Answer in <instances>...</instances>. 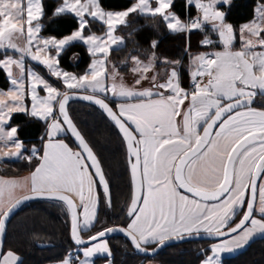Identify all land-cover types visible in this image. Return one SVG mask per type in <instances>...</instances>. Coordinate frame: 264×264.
Masks as SVG:
<instances>
[{
  "label": "snow or ice",
  "instance_id": "obj_1",
  "mask_svg": "<svg viewBox=\"0 0 264 264\" xmlns=\"http://www.w3.org/2000/svg\"><path fill=\"white\" fill-rule=\"evenodd\" d=\"M173 2L129 0L117 10L102 0H59L53 17L71 16L76 27L45 36L44 0H0V71L9 82L0 89V159L34 162L28 175L0 176V264L20 261L15 250H5L3 234L11 214L34 198L65 206L70 218L76 247L56 264H93L95 254L114 264L106 239L111 233L125 234L139 253L154 256L173 238L203 232L214 242L200 264H223L222 254L264 235V107H253L254 98L264 96V0L238 27L219 7L230 8L231 0H186V8L196 10L187 21L171 10ZM133 16H159L173 33L210 32L217 39L206 34L200 44L219 50L193 54L188 40L186 89L180 62L161 60L153 39L146 60L130 55L136 78L129 85L118 78L111 52L126 47L116 34L121 28L131 29L129 37L139 31L131 26ZM96 23L99 34L92 30ZM75 42L92 57L82 74L60 67L62 53ZM158 62L173 65L166 79L155 71ZM33 64L46 68L48 78ZM76 97L98 106L118 129L130 172L125 224L103 227L87 240L81 233L91 232L100 205L111 207L112 197L98 153L70 115L69 101ZM20 113L46 125L39 146L26 148L20 125L11 123ZM69 136L75 148L66 142Z\"/></svg>",
  "mask_w": 264,
  "mask_h": 264
},
{
  "label": "trees",
  "instance_id": "obj_2",
  "mask_svg": "<svg viewBox=\"0 0 264 264\" xmlns=\"http://www.w3.org/2000/svg\"><path fill=\"white\" fill-rule=\"evenodd\" d=\"M46 15L42 20L45 25L43 35L62 36L69 34L76 22L71 16L53 17L52 12L59 0H44ZM106 7L120 9L129 0H102ZM257 0H232L231 7L227 8V22L239 26L253 18ZM172 10L180 18H189L195 15L194 7H187L185 0H174ZM153 17H138L133 27L140 26L139 31L133 33V41L141 46L149 45L151 40L158 41L156 54L160 57L180 59L185 56V48L190 40V52H200L208 49L200 44L204 36L209 32L193 30L188 33H172L162 30L156 38V33L148 25ZM92 30L99 33L101 26L96 23ZM91 56L85 46L80 42L73 43L60 57V67L74 74H82L89 65ZM183 84L188 80V72L181 69ZM55 83V80L52 79ZM8 79L3 71H0V88L6 89ZM59 86V85H58ZM261 105L264 107V96H260ZM70 115L77 124L79 130L85 136L98 153L107 178L110 181L112 206L104 204L99 208V219L91 232H83L84 238L103 227L124 225L126 222V207L130 203L131 187L130 175L127 168L126 149L122 137L111 122L95 106L80 101L69 102ZM14 125H20L19 135L24 143L39 146V138L45 128V124L24 115L14 114ZM69 145L76 147L72 139H66ZM34 167L27 160H4L0 164V175L18 176L29 172ZM69 216L66 207L49 200H32L22 204L10 217L4 239L5 250L11 248L20 257L18 264H51L63 259L69 249L76 247L70 237ZM113 253L114 264H137L139 262L154 259L160 264H199L204 258V252L209 250L207 241H187L169 245L162 249L154 257H143L134 251L131 242L122 236H113L107 239ZM203 250V251H202ZM106 257H98L96 262ZM223 264H264V237L253 239L238 253L224 257Z\"/></svg>",
  "mask_w": 264,
  "mask_h": 264
},
{
  "label": "crops",
  "instance_id": "obj_3",
  "mask_svg": "<svg viewBox=\"0 0 264 264\" xmlns=\"http://www.w3.org/2000/svg\"><path fill=\"white\" fill-rule=\"evenodd\" d=\"M232 1V0H231ZM186 2V0H185ZM59 3V2H58ZM57 3V4H58ZM219 7L221 8V10L223 11H226L227 8L221 4L219 5ZM195 9V8H194ZM172 10V8H171ZM173 11V10H172ZM174 12V11H173ZM175 13V12H174ZM195 15H196V10H195ZM194 15V16H195ZM178 16V15H177ZM138 17L140 16H133V17H130V20H131V26L133 27L134 23L136 22V20L138 19ZM143 17V16H142ZM151 17V16H149ZM179 17V16H178ZM154 20L148 25L149 28H152L153 31L157 34L156 35V38L158 36H160V33L162 30H166L168 32H171L167 26H166V23L162 20L161 17L159 16H156V17H153ZM180 18V17H179ZM182 21H187L189 18H180ZM251 20V19H250ZM249 21V20H248ZM247 22V21H246ZM131 29L130 28H121L116 34L117 35H120V36H123L125 37V41H126V47H123L121 48L120 50L118 51H113L111 52V63L112 64H115V71L119 74L118 78L119 77H123L124 81L129 84V85H132L134 83V80H135V74L132 72V62L130 60V55H138L140 57V59L142 60H146L147 58V54H146V50H149L150 49V44L149 45H146V46H141L139 44H137L135 41H133V36L132 37H129L128 33ZM173 33V32H172ZM210 33V32H209ZM99 34V33H98ZM210 38L213 39V40H216L217 37L215 36V34H212L210 33ZM156 40V39H155ZM83 44V43H82ZM237 48L239 47V43H238V40H237ZM208 49H206L205 51H212V50H219L218 48L217 49H212V48H209L208 46H206ZM85 49L87 51V48L85 46ZM133 49H138V51H135ZM204 52V51H202ZM87 53L89 54V52L87 51ZM193 54H195V52H191ZM198 53V52H197ZM90 55V54H89ZM158 56V55H157ZM161 60H163L164 58L166 57H160L158 56ZM91 59L92 57L90 58V62H91ZM168 60H172V61H179V66H178V72L181 73V69H185L187 72H188V75H189V56H188V52H185V56L180 58V59H170V58H167ZM121 61H126L125 64H121L120 62ZM89 62V64H90ZM33 67L35 68V70L37 72H39L41 75H44L45 78H48V75H47V71H46V68H44L42 65L40 66H37L35 64H33ZM173 67V65H165V64H162V63H157L156 65V69L155 71L158 72L160 74V78H163V79H166V71L170 72L171 71V68ZM109 70L111 71V67L109 68ZM66 71V70H65ZM51 82L52 79H51ZM143 83V86L144 87H149L150 84L149 82L147 81H144L142 82ZM180 83H181V87H184V88H190V75L188 76V80L185 82V84H183L182 80H181V74H180ZM260 96L261 95H257L255 98H254V102H253V107H262V106H259L261 105L262 103V100L260 99ZM28 104L30 105V100H27ZM39 120V119H38ZM42 121V120H40ZM43 122V121H42ZM44 123V122H43ZM46 127V125H45ZM45 132V128H44V131L42 133V135L44 134ZM67 142V141H66ZM68 143V142H67ZM39 145H40V140H39ZM71 147V146H70ZM4 160H20V159H8V158H4L2 159L1 163L4 162ZM0 163V164H1ZM30 172V171H29ZM29 172H25V173H22L18 176H25V175H28ZM83 233V232H82ZM213 243V242H211ZM211 243L209 244V248H210V245ZM75 249V248H74ZM242 250V249H241ZM239 250V251H241ZM238 251V252H239ZM236 252V253H238ZM234 255V254H232ZM230 255H222V259L224 257H228ZM98 257H106V259L102 260V261H99V262H96L95 259L98 258ZM81 258H82V254H81ZM93 259V264H107V260H108V257L106 254H95L94 257L92 258ZM204 259V258H203ZM51 264H56V263H51ZM137 264H160L158 261L154 260V259H149V260H145V261H142V262H139ZM200 264V262H199Z\"/></svg>",
  "mask_w": 264,
  "mask_h": 264
},
{
  "label": "water",
  "instance_id": "obj_4",
  "mask_svg": "<svg viewBox=\"0 0 264 264\" xmlns=\"http://www.w3.org/2000/svg\"><path fill=\"white\" fill-rule=\"evenodd\" d=\"M84 94H87V93H81L80 95H84ZM73 100H76V101H80V102H83V103H87V104H90V105H93V106H95L94 104H91V103H89V102H87V101H84L83 99H81V98H79V97H76V98H73L72 100H70V101H73ZM69 101V102H70ZM96 108H98L101 112H102V110L98 107V106H95ZM103 113V112H102ZM104 114V113H103ZM104 116L106 117V115L104 114ZM107 118V117H106ZM108 119V118H107ZM109 120V119H108ZM110 121V120H109ZM112 124V123H111ZM113 125V124H112ZM114 126V125H113ZM115 127V126H114ZM116 128V127H115ZM117 129V128H116ZM117 131H118V129H117ZM70 137V136H69ZM71 138V137H70ZM72 139V138H71ZM72 141H73V139H72ZM75 144V143H74ZM76 145V144H75ZM129 175H130V172H129ZM48 200V199H44V198H34V199H31V200H28V201H25L24 203H26V202H29V201H32V200ZM24 203H22V204H24ZM21 204V205H22ZM18 209V208H17ZM16 209V210H17ZM16 210L11 214V216L16 212ZM10 216V217H11ZM10 217H9V219H10ZM9 219H8V221H9ZM8 221H7V224H8ZM6 229H7V226H6ZM5 235H6V232L3 234V243H4V239H5ZM81 235H82V233H81ZM113 236H122V237H125L126 239H128L127 237H126V235L125 234H123V233H111V234H108L107 236H106V239H108V238H111V237H113ZM82 237H83V235H82ZM84 238V237H83ZM85 240H87V238H84ZM129 240V239H128ZM73 241V240H72ZM130 241V240H129ZM187 241H207V242H214L211 238H209V237H207L206 236V234H204L203 232H201V234L199 235V236H196V235H193L192 237H190V238H185V239H182V240H176L175 238H173V239H171V240H169L168 242H166V244L165 245H163V246H161L159 249H158V251L156 252V254L155 255H157L162 249H164V248H166L167 246H169V245H173V244H178V243H181V242H187ZM73 243H74V241H73ZM134 248V247H133ZM134 251L136 252V254H138V255H140V256H143V257H154V256H152V255H144V254H141V253H139L135 248H134Z\"/></svg>",
  "mask_w": 264,
  "mask_h": 264
},
{
  "label": "rangeland",
  "instance_id": "obj_5",
  "mask_svg": "<svg viewBox=\"0 0 264 264\" xmlns=\"http://www.w3.org/2000/svg\"><path fill=\"white\" fill-rule=\"evenodd\" d=\"M18 43H23V41L21 40V41H18ZM205 51V50H204ZM200 52H202V51H200ZM8 54H10V55H12L13 53L12 52H9ZM2 55H3V53H0V58H2ZM47 71V70H46ZM68 72H70V71H68ZM47 73V72H46ZM71 73H73V72H71ZM53 80H55V78L53 77L52 78ZM8 87H9V85H8ZM7 87V88H8ZM7 88L6 89H3V90H7ZM0 89H2V88H0ZM41 94L43 95L44 93L43 92H41ZM30 100V99H29ZM28 102V101H27ZM25 144V147L26 148H28V149H30L31 147H32V145H28V144H26V143H24ZM1 161H2V159H0V163H1ZM0 176H2V175H0ZM258 237H264V235H261V234H257L255 237H253L251 240H250V242L253 240V239H255V238H258ZM249 242V243H250ZM248 243V244H249ZM247 244V245H248ZM247 245H245L243 248H245ZM243 248H241V249H243ZM241 249H238V250H236V251H234V252H232V253H224V254H226V255H232V254H236V252H238L239 250H241ZM224 254H222V255H224Z\"/></svg>",
  "mask_w": 264,
  "mask_h": 264
}]
</instances>
